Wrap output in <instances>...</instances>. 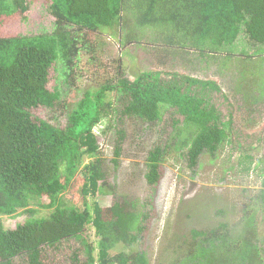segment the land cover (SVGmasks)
I'll list each match as a JSON object with an SVG mask.
<instances>
[{
    "label": "trees",
    "instance_id": "16d2710c",
    "mask_svg": "<svg viewBox=\"0 0 264 264\" xmlns=\"http://www.w3.org/2000/svg\"><path fill=\"white\" fill-rule=\"evenodd\" d=\"M36 1L48 4L55 26L51 32L23 34L20 24L28 20L30 3ZM129 18L137 28L162 30L169 48L192 45L204 56L230 52L243 31L251 42L264 46V0H0V216H14L20 209L34 213L33 205L50 209L49 215L29 218L15 228H6L0 218V264H20L17 258L24 259L23 264H44L45 247L77 237L84 242L88 264H151L143 249L112 254L120 244L133 248L141 241L151 216L145 203L140 210L124 198L109 208L88 203L90 195L111 192L96 134L104 117L113 119L116 130V166L127 118L157 124L166 110L175 109L183 119H173L172 130H165L161 137L166 136L168 142L174 138L181 148L189 146L192 167L204 153L215 154L230 141L215 104L192 91L197 85L220 90L214 81L177 74L166 78L154 71L85 92L68 111L65 127L34 119V108H52L61 100L60 90L48 86L52 67L60 61L67 69L77 64L89 44L84 40L87 32L102 28L114 32ZM132 42L129 38L126 43ZM229 54L223 57L224 65ZM245 54L251 74L260 76L259 61L264 58L258 61ZM111 91L117 97H109ZM160 141L147 157L146 178L153 187L163 176L168 148ZM86 157L95 159L84 164ZM246 159L252 163L253 156L246 154ZM80 172L84 208L74 204L78 201L68 203L66 193ZM92 226L99 237L96 246L88 239ZM216 237L221 239L220 246ZM188 238L189 242L183 241L173 251L170 264H264L257 245L244 234L234 238L228 232L220 234V229L211 233L193 229ZM183 244L189 251L186 257ZM74 260L79 261L78 253Z\"/></svg>",
    "mask_w": 264,
    "mask_h": 264
},
{
    "label": "rangeland",
    "instance_id": "374dc122",
    "mask_svg": "<svg viewBox=\"0 0 264 264\" xmlns=\"http://www.w3.org/2000/svg\"><path fill=\"white\" fill-rule=\"evenodd\" d=\"M26 15L28 20L20 24L23 34L51 32L55 26V17L44 1L31 2ZM126 22L114 32L102 28L94 33L87 32L88 38L82 35L89 44L79 55L77 64L67 69V65L60 61L51 69L48 86L51 90H60L61 100L52 108H34V119L65 127L68 111L76 107L85 92L116 84L123 77L134 80L142 72H161L166 78L177 74L214 81L220 90L202 89V85H197L192 87V91L215 104L229 130V142L220 146L215 154L204 153L192 167L188 157L189 146L181 148L180 144H175L174 138L168 142L166 136L161 137L165 130H172L173 119H183L175 109L166 110L163 121L157 124L127 118L122 156L116 166L113 162L116 157V130L111 125L113 119L110 122L104 117L96 128V134L100 155L105 160L107 190L111 192L90 195L88 203L93 207L97 202L101 207L109 208L124 198L134 202L139 210L141 204L147 206L145 210L151 216L141 241L133 248L120 244L112 254L143 249L151 264H170L175 257L173 251L178 250L183 241L189 242L193 229L209 233L220 229V234L228 232L234 238L236 234H244L251 244L257 245L264 263V60H258L264 58V46L251 42L243 31L230 52L226 50L218 57L204 56L192 45L169 48L162 30L137 28L131 18ZM133 33L137 36L134 37ZM129 38L133 42L127 44ZM244 53L259 61L260 76L251 74L252 69L247 65L249 62L245 60L247 56ZM226 54L231 57L224 65ZM117 95L111 91L109 97ZM184 130L187 129L184 127ZM159 140L168 148L162 163L163 176L153 187L146 178L147 157ZM246 154L253 156V164L247 162ZM94 159L86 157L84 164ZM80 175L81 172L66 193L68 203L78 201L74 204L84 208L86 201L81 193L84 181L79 179ZM49 201V198L45 200L46 203ZM31 208L37 210L30 213L20 209L14 216L0 218L6 228H15L29 218H41L50 213V209L34 205ZM88 235L89 241L96 246L99 237L95 227L90 228ZM215 239L220 246L221 239ZM217 247L213 248L215 252L219 251ZM75 253H78L79 261L74 260ZM188 253V247L186 249L183 244L184 256ZM87 258L84 242L78 237L45 247L42 256L44 264H88ZM176 258L181 259L179 255ZM16 261L23 264L24 259L17 258Z\"/></svg>",
    "mask_w": 264,
    "mask_h": 264
}]
</instances>
